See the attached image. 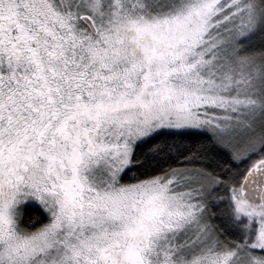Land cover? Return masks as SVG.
Listing matches in <instances>:
<instances>
[{
  "label": "snow or ice",
  "instance_id": "1",
  "mask_svg": "<svg viewBox=\"0 0 264 264\" xmlns=\"http://www.w3.org/2000/svg\"><path fill=\"white\" fill-rule=\"evenodd\" d=\"M0 264H264V0H0Z\"/></svg>",
  "mask_w": 264,
  "mask_h": 264
}]
</instances>
